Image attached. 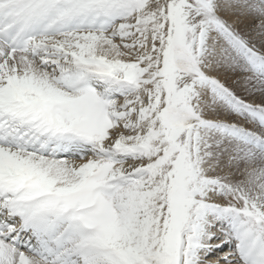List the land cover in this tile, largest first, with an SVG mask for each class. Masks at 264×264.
Listing matches in <instances>:
<instances>
[{"label": "snow or ice", "instance_id": "obj_1", "mask_svg": "<svg viewBox=\"0 0 264 264\" xmlns=\"http://www.w3.org/2000/svg\"><path fill=\"white\" fill-rule=\"evenodd\" d=\"M0 264H264V0H0Z\"/></svg>", "mask_w": 264, "mask_h": 264}, {"label": "bare ground", "instance_id": "obj_2", "mask_svg": "<svg viewBox=\"0 0 264 264\" xmlns=\"http://www.w3.org/2000/svg\"><path fill=\"white\" fill-rule=\"evenodd\" d=\"M225 251H227V249H225Z\"/></svg>", "mask_w": 264, "mask_h": 264}]
</instances>
